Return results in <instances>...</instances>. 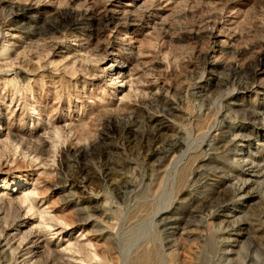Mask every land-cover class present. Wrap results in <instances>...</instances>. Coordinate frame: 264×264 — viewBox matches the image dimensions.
Wrapping results in <instances>:
<instances>
[{
  "label": "rangeland",
  "instance_id": "obj_1",
  "mask_svg": "<svg viewBox=\"0 0 264 264\" xmlns=\"http://www.w3.org/2000/svg\"><path fill=\"white\" fill-rule=\"evenodd\" d=\"M264 264V0H0V264Z\"/></svg>",
  "mask_w": 264,
  "mask_h": 264
},
{
  "label": "bare ground",
  "instance_id": "obj_2",
  "mask_svg": "<svg viewBox=\"0 0 264 264\" xmlns=\"http://www.w3.org/2000/svg\"><path fill=\"white\" fill-rule=\"evenodd\" d=\"M139 264H141V262H139Z\"/></svg>",
  "mask_w": 264,
  "mask_h": 264
}]
</instances>
